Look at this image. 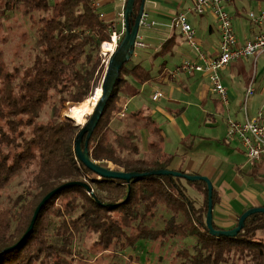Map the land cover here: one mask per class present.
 <instances>
[{
	"label": "trees",
	"instance_id": "16d2710c",
	"mask_svg": "<svg viewBox=\"0 0 264 264\" xmlns=\"http://www.w3.org/2000/svg\"><path fill=\"white\" fill-rule=\"evenodd\" d=\"M93 1L0 0V29L9 12L30 20L40 15L32 21L38 53L31 65L10 69L0 46V264H70L77 238L87 234L104 251L135 249L141 241L192 238V248L176 254L184 258L181 264H264V214L250 216L236 237L212 235L206 225V183L155 175L130 183L104 179L77 159L81 128L63 117L62 110L67 103L82 107L101 90V47L114 30ZM142 1H135L131 26ZM127 64L89 140L90 156L105 168L113 164L114 170L126 173L172 170L173 157L163 148L157 122L144 111L121 116L125 104L120 88L137 94L127 76L140 84L152 80L151 71ZM51 104V119L40 122ZM143 131L149 134L146 148ZM15 181L23 189L5 197ZM67 183L74 185L49 199L30 235L20 242L42 200ZM213 201L215 207V191ZM159 218L163 227L156 225Z\"/></svg>",
	"mask_w": 264,
	"mask_h": 264
},
{
	"label": "crops",
	"instance_id": "0c3cea01",
	"mask_svg": "<svg viewBox=\"0 0 264 264\" xmlns=\"http://www.w3.org/2000/svg\"><path fill=\"white\" fill-rule=\"evenodd\" d=\"M104 14V20L121 31L123 6L119 0H94ZM194 0H146L145 12L154 27L143 26L139 35L147 45L138 50L132 59L138 62L127 64L129 68L140 64L151 71L152 80L140 84L127 76L129 85L137 94L128 95L125 87L119 95L131 99L154 95L163 96L146 108L141 98L137 110L150 115L163 130L165 152L173 157L171 169L191 175L209 178L217 194L218 202L213 210L214 224L225 230L234 229L240 216L249 209L264 207V153L257 162H249L238 140H226L227 121L244 122L246 119L264 120V53L258 57L234 61L221 71L228 91L229 106L221 103L212 90L205 73H171L185 60L197 61L198 54L185 41L179 30L171 29L172 19L187 12ZM225 9L231 14L234 31L240 44L252 40L259 28L251 23L249 14L264 11V0H226ZM189 23L196 30V40L204 53L216 57L220 52V32L212 14L196 16L189 13ZM113 30V31H114ZM108 45V44H106ZM178 59L179 61H176ZM262 61L258 67V60ZM254 80L255 93L245 104L246 91ZM133 103V102H132ZM131 103V104H132ZM137 112V111H135ZM124 113L126 108H124ZM132 113V112H131ZM144 145L149 134L143 131Z\"/></svg>",
	"mask_w": 264,
	"mask_h": 264
},
{
	"label": "built area",
	"instance_id": "2783aa9c",
	"mask_svg": "<svg viewBox=\"0 0 264 264\" xmlns=\"http://www.w3.org/2000/svg\"><path fill=\"white\" fill-rule=\"evenodd\" d=\"M127 1L128 0H119L123 6L122 13L120 14V17L123 19V28L121 31L114 30L111 35V40L103 43L101 47V56L104 58L108 56L111 57L112 54H114L124 36V11ZM225 2L226 0H194L193 6L188 9L187 12L179 13L172 19L170 26L171 29L179 30L181 32L187 44L191 45L197 52L198 58L195 62L189 60L183 61L171 73V77L177 78L184 73L190 75L194 73L207 74L213 92L219 96L221 103L228 107V91L223 83L220 73L228 68L234 61L248 59L250 57H258L264 53V11L260 14H249L251 23L258 27L260 31L252 40H249L242 45L239 43L234 31L231 14L225 9ZM93 6L98 9L100 4L97 1H93ZM189 13L196 16L212 14L216 18L220 32V52L216 57L207 55L200 48L196 40V30L189 23ZM100 17L104 18V14L100 13ZM155 25L156 22L150 21L149 15L144 11L140 22V28L143 26L154 27ZM105 44L112 46L110 52H105L103 50ZM146 47L147 45L141 40V37L138 34L135 42L134 54L138 50ZM253 83L254 80L251 81V84L246 91L245 104L255 93ZM162 96L163 93L161 91H156L153 95V100L158 101ZM121 116H125L124 111L121 113ZM226 140H238L243 147L249 162H257L260 160L261 155L264 153V120L262 115L260 114L258 118L246 119L244 122L228 120Z\"/></svg>",
	"mask_w": 264,
	"mask_h": 264
},
{
	"label": "rangeland",
	"instance_id": "374dc122",
	"mask_svg": "<svg viewBox=\"0 0 264 264\" xmlns=\"http://www.w3.org/2000/svg\"><path fill=\"white\" fill-rule=\"evenodd\" d=\"M2 11H0V14ZM40 15L31 16L32 20L27 17H22L20 14H15L12 17V13L9 12L8 15H4V22L2 23V28L0 29V46L2 47L5 55V60L9 64L10 69L14 67H24L31 65L34 61L36 54L38 53V48L36 45V27L33 24V20L37 21ZM184 50L189 51V44L183 43ZM103 50L105 52H110L112 48L109 45H104ZM104 58V57H103ZM111 57L104 58V79L107 73V64ZM141 59H132V63L138 62ZM176 61H179L176 59ZM258 67L262 64V61L258 60ZM103 83V82H102ZM99 89H102L101 87ZM96 89L90 99L86 102L88 109L84 114V117L80 120H77L72 116V109L77 104L67 103L65 108L62 110V116L74 119L75 124L79 125L80 128H83L89 120L90 114L93 112L95 106L89 102L96 96ZM93 97V98H92ZM153 95L148 94V96L143 95L133 100L132 102L128 101L123 95L122 102L125 104L126 112L129 114L131 112L138 111L137 103L141 98L144 100L146 108L152 103ZM99 99V98H98ZM59 101V99H58ZM98 102V101H97ZM58 103V102H57ZM132 103V104H131ZM85 104V105H86ZM84 106V105H83ZM53 105H48L41 116L40 122H47L51 119ZM77 108V107H76ZM146 148V145H144ZM253 163V162H251ZM112 169H116L113 164L109 165ZM86 179L92 180L95 179L92 176H87ZM99 179V178H96ZM19 181H15L12 186H10L3 195L8 197L10 195H15L19 193L22 187L18 185ZM194 196L201 199V195L197 192H192ZM199 205V204H197ZM167 217L166 215H164ZM163 219L159 218L156 225L157 227H163ZM95 236L84 235L77 238L75 242V253L70 259V264H181L184 261L183 257H177L176 254L181 249H191L195 241L192 238L186 240H176L169 242H151V241H141L137 244L135 249L121 248L118 247L110 248L108 251H104L95 244ZM238 264H246L241 262Z\"/></svg>",
	"mask_w": 264,
	"mask_h": 264
},
{
	"label": "water",
	"instance_id": "95a60500",
	"mask_svg": "<svg viewBox=\"0 0 264 264\" xmlns=\"http://www.w3.org/2000/svg\"><path fill=\"white\" fill-rule=\"evenodd\" d=\"M136 0H128L125 11H124V26H125V33L123 38L120 41V44L117 48V50L112 54L111 58L108 61L107 64V73L104 77L103 83H102V97L97 103L96 107L94 108L93 112L89 116L88 122L85 124L83 128H81V131L79 132L77 139L75 141V153L77 156V159L90 171H92L94 174H96L99 178L104 179H111V180H122L126 181L127 183H130L134 179H139L143 177H149V176H173V177H179L184 180L190 181V182H204L206 183L208 187V193H209V201H208V212L206 217V225L208 230L212 235L216 236H227V237H236L245 227V223L247 219L254 215V214H264V207H257L252 208L244 212L238 221L237 226L234 229L231 230H216L214 228V216H213V210H214V201H213V193H214V187L211 182V180L205 176L200 175H191L182 173L175 170H157L149 173H126L122 171H117L110 168H105L101 166L98 162L93 161L90 156L89 151V140L94 133L95 129L97 128L101 118L103 117L105 108L107 106V103L111 97V94L115 88V85L119 79L120 72L122 68L131 61L133 55H134V48H135V42L137 40V36L140 31V22L143 16V13L145 11V3L146 0L142 1L139 13L135 19L134 25L131 26L130 18L134 11ZM86 137V139H85ZM85 139V140H84ZM84 143V146H83ZM99 180V179H97ZM74 185V183H67L63 186L57 188L56 190L49 193L39 204L37 207L34 217L32 219V222L23 236V240L30 235L32 230L34 229V226L36 224V221L38 219V216L44 207V205L49 201L51 197H53L55 194L59 193L63 189L70 187Z\"/></svg>",
	"mask_w": 264,
	"mask_h": 264
},
{
	"label": "bare ground",
	"instance_id": "6f19581e",
	"mask_svg": "<svg viewBox=\"0 0 264 264\" xmlns=\"http://www.w3.org/2000/svg\"><path fill=\"white\" fill-rule=\"evenodd\" d=\"M108 45H109V44H108ZM109 47L112 48L111 45H109ZM102 94H103L102 89H101V90H98V91L96 92V96H95V98H93L92 100L89 101V102L92 104V106H95V104L99 102V100H100L101 97H102ZM98 98H99V99H98ZM97 101H98V102H97ZM96 105H97V104H96ZM87 109H88L87 104L84 105V106H82V107L74 108V109H72V116H74L77 120H80V119H82V118L84 117V114H85V112L87 111ZM68 117H70V116H68ZM70 118H71V117H70ZM72 119H73V118H72ZM73 120H74V119H73Z\"/></svg>",
	"mask_w": 264,
	"mask_h": 264
}]
</instances>
